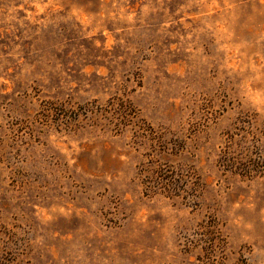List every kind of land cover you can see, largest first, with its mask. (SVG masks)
Wrapping results in <instances>:
<instances>
[{
	"label": "rangeland",
	"instance_id": "rangeland-1",
	"mask_svg": "<svg viewBox=\"0 0 264 264\" xmlns=\"http://www.w3.org/2000/svg\"><path fill=\"white\" fill-rule=\"evenodd\" d=\"M0 264H264V0H0Z\"/></svg>",
	"mask_w": 264,
	"mask_h": 264
}]
</instances>
